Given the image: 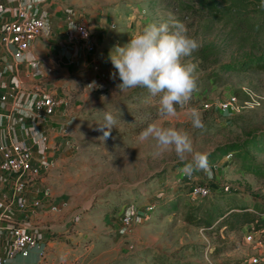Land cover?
<instances>
[{"label": "rangeland", "instance_id": "1", "mask_svg": "<svg viewBox=\"0 0 264 264\" xmlns=\"http://www.w3.org/2000/svg\"><path fill=\"white\" fill-rule=\"evenodd\" d=\"M187 2L77 0L78 10L122 15L117 25L134 15L139 32L170 18L182 22L199 42L186 58L196 66L197 88L171 119L160 116L158 98L146 89L120 92L118 86L84 114L71 145L40 186L51 189L61 209L54 214L62 217L67 211L70 219L69 227L59 219L52 231L61 243L57 264H253L264 259L254 224L221 226L218 220L207 227L193 221L234 207L264 209V9L251 6L242 14L216 17L183 9ZM229 93L240 101L233 116L204 109L205 99ZM193 107L200 111L203 129L192 127L187 109ZM104 110L117 121L106 138L108 130H99L103 113L97 112ZM155 120L187 131L194 148L208 154V170L186 175L174 151L161 153L155 141H139L140 131ZM197 183L208 184L210 195L193 198L189 186ZM225 184L232 192L222 191ZM151 204L154 209L144 215ZM128 207L138 217L126 227L122 218Z\"/></svg>", "mask_w": 264, "mask_h": 264}, {"label": "crops", "instance_id": "2", "mask_svg": "<svg viewBox=\"0 0 264 264\" xmlns=\"http://www.w3.org/2000/svg\"><path fill=\"white\" fill-rule=\"evenodd\" d=\"M0 4L3 5L0 30L20 6L45 20L41 36L20 56L13 45L0 41V145L16 140L31 148L35 180L27 187L24 198L29 203L45 200L44 207L32 212L19 210L16 217L25 219L27 227L46 243L47 252L40 257L37 250H32L29 257L17 256L13 263L31 264L37 259L36 264H57L61 243L54 241L52 231L59 219L68 227L70 219L67 211L62 217L48 211L49 204L55 201L52 194L48 197L40 187L44 182L42 176H51L52 168L62 159V152L71 145V136L84 114L121 83L118 73L113 78L116 70L109 55L115 46L125 45L139 33L138 25L134 15L117 25L122 19L117 12L113 15L78 10L77 0H0ZM82 23L90 28L97 48L94 53L88 52L78 35L77 27ZM45 93H53L61 103L53 115L47 116L31 107ZM3 96H7L5 101ZM0 187L10 194L11 179L0 176ZM10 221L6 218L3 224L6 226ZM9 249L10 234L5 232L0 254L8 256Z\"/></svg>", "mask_w": 264, "mask_h": 264}, {"label": "clouds", "instance_id": "3", "mask_svg": "<svg viewBox=\"0 0 264 264\" xmlns=\"http://www.w3.org/2000/svg\"><path fill=\"white\" fill-rule=\"evenodd\" d=\"M264 7V2H262ZM199 42L188 34L187 27L180 21L169 19L159 23H149L133 35L123 46L117 45L110 52V61L118 73L121 83L120 92L129 89H146L151 97L158 98V112L161 117L177 116V106L183 109L191 100L197 88L195 77L196 66L187 62L193 52L198 50ZM103 113V123L99 130L104 137L117 121L111 112ZM192 127L203 129L201 114L197 108H188ZM141 142L155 141L158 152L174 151L177 159L184 164L181 171L191 176L195 170L207 171L208 154L196 150L187 131L173 126H165L161 120L148 124L138 134Z\"/></svg>", "mask_w": 264, "mask_h": 264}, {"label": "built area", "instance_id": "4", "mask_svg": "<svg viewBox=\"0 0 264 264\" xmlns=\"http://www.w3.org/2000/svg\"><path fill=\"white\" fill-rule=\"evenodd\" d=\"M0 8H3L2 4H0ZM34 14L25 6H20L15 15L3 23L0 30V41L13 45L16 48L17 56L26 51L31 42L42 34L45 20ZM77 32L88 52L94 53L97 48L88 25L85 23L79 24ZM2 99L5 101L7 96H3ZM60 104L53 93H45L38 96L31 103V107L33 110L44 112L45 115L49 116L56 112ZM203 107L204 109L214 108L220 114L231 117L239 111L240 101L236 94L229 93L224 98L214 101L205 99ZM33 160V152L28 145L16 140L0 145V176L9 177L12 181V192L10 194L5 193L0 187V247L5 232L10 234L9 255L3 256L0 254V264H14V258L17 256L27 258L32 250H37L40 257H43L47 252L46 243L41 241L27 227L25 219L19 220L16 217L19 210L32 212L36 208L44 207V199H35L29 203L24 198L27 187L35 180ZM223 188L225 190L231 189L229 184H225ZM42 190L48 197L51 196L52 192L49 186L43 185ZM210 193L211 188L208 184L197 183L189 186V194L193 198L206 197ZM154 207L152 204L148 205L144 215L148 216ZM48 208L57 212L61 210L53 203H50ZM136 216L138 217V212L133 207H128L122 218L124 226H131ZM6 218H10L11 221L5 226L3 221Z\"/></svg>", "mask_w": 264, "mask_h": 264}, {"label": "trees", "instance_id": "5", "mask_svg": "<svg viewBox=\"0 0 264 264\" xmlns=\"http://www.w3.org/2000/svg\"><path fill=\"white\" fill-rule=\"evenodd\" d=\"M262 2L264 0H189L187 3H183V9L186 10H204L210 14L219 17L220 13L226 15L233 14H242L244 11L248 10H259L264 9L262 7ZM220 4V7H219ZM237 189H234L236 191ZM222 191L225 193L232 192L230 189L225 190L222 188ZM244 207H234L229 209L227 212H221L215 217L213 214H210L209 217L195 216L193 218L194 223L198 225H204L207 227L212 226L216 221L220 220L219 223L221 226H228V224L236 223L239 226H244L247 224H254V230L261 232V242L264 244V209H261L257 204L255 208ZM259 212V214L257 213ZM253 264H264V259L262 261L253 263Z\"/></svg>", "mask_w": 264, "mask_h": 264}]
</instances>
